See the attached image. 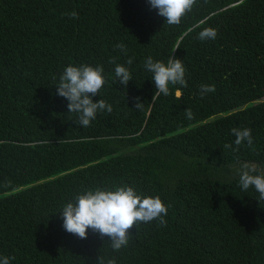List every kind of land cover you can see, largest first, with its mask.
<instances>
[{
	"label": "trees",
	"instance_id": "1",
	"mask_svg": "<svg viewBox=\"0 0 264 264\" xmlns=\"http://www.w3.org/2000/svg\"><path fill=\"white\" fill-rule=\"evenodd\" d=\"M208 27L217 37L201 41ZM149 56L182 60L187 87L154 96ZM70 64L104 68L93 102L112 112L88 127L57 94ZM204 84L216 90L201 98ZM234 127L252 130L254 149L223 147H237ZM244 162L264 170V0H197L179 25L149 0H0V256L11 264H264V200L241 189ZM125 185L171 204L167 226L138 221L118 252L91 229H64L75 196Z\"/></svg>",
	"mask_w": 264,
	"mask_h": 264
},
{
	"label": "clouds",
	"instance_id": "2",
	"mask_svg": "<svg viewBox=\"0 0 264 264\" xmlns=\"http://www.w3.org/2000/svg\"><path fill=\"white\" fill-rule=\"evenodd\" d=\"M150 6L158 10V15L166 19L169 25H179L181 18L190 12L197 0H149ZM66 15L72 19H78V13L74 10ZM218 31L215 28H204L198 34L201 41L214 40ZM125 55L127 47L121 42L114 46ZM116 57L110 59V63L115 64ZM134 58L129 57L127 65L133 63ZM144 67L152 73V80L156 88L154 96L170 94L169 84L187 87L185 79L186 69L182 60L170 57L165 64L163 61H154L151 56L147 57ZM115 76L118 83L127 86L132 80L129 68L116 64ZM55 80V76L53 77ZM106 83L104 68L102 65L91 66L80 64L78 66L69 65L59 76V81L55 85L57 94L68 100V111L79 114L76 123L83 127L90 126V122L96 118L98 112H112L111 104L104 99L93 102V97L99 94L100 89ZM215 85L204 84L200 86L199 95L203 98L207 93L215 92ZM177 91V95H179ZM135 107L143 109L144 104L139 97L135 98ZM187 119L194 118L190 108L184 110ZM250 128L234 127L231 133L235 136L236 148L231 143H226L223 147L233 152L239 150V146L246 142L250 149H254L253 137ZM11 181H6L5 186ZM239 184L242 190L246 191L254 187L259 193V198L264 200V170L256 163L244 162L241 165ZM171 204L165 205L159 196L142 197L134 187L122 186L114 190L97 187L88 189L82 194H78L73 200L67 202L60 210L63 217V227L71 234L77 235L81 239L87 238L88 229L98 232L101 238L107 236L111 242L113 251H120L127 247L132 233L130 229L138 222L158 221L160 227L167 226L165 217ZM15 260L14 256H0V264H11ZM98 264H105L103 258L99 257ZM107 264H116L115 259H108Z\"/></svg>",
	"mask_w": 264,
	"mask_h": 264
}]
</instances>
